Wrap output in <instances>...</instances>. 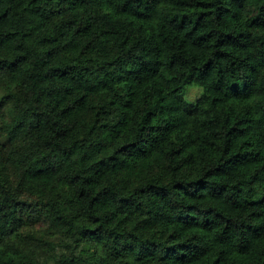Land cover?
Wrapping results in <instances>:
<instances>
[{"label":"trees","instance_id":"16d2710c","mask_svg":"<svg viewBox=\"0 0 264 264\" xmlns=\"http://www.w3.org/2000/svg\"><path fill=\"white\" fill-rule=\"evenodd\" d=\"M0 264H264V0H0Z\"/></svg>","mask_w":264,"mask_h":264},{"label":"rangeland","instance_id":"374dc122","mask_svg":"<svg viewBox=\"0 0 264 264\" xmlns=\"http://www.w3.org/2000/svg\"><path fill=\"white\" fill-rule=\"evenodd\" d=\"M201 89L195 85L188 86L185 89L184 100L187 103H194L196 98L200 95Z\"/></svg>","mask_w":264,"mask_h":264}]
</instances>
